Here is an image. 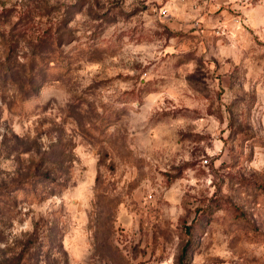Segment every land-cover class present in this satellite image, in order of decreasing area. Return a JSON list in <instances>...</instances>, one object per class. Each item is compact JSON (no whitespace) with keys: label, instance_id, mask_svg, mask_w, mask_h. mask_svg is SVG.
Wrapping results in <instances>:
<instances>
[{"label":"rangeland","instance_id":"1","mask_svg":"<svg viewBox=\"0 0 264 264\" xmlns=\"http://www.w3.org/2000/svg\"><path fill=\"white\" fill-rule=\"evenodd\" d=\"M0 264H264V0H0Z\"/></svg>","mask_w":264,"mask_h":264},{"label":"trees","instance_id":"2","mask_svg":"<svg viewBox=\"0 0 264 264\" xmlns=\"http://www.w3.org/2000/svg\"><path fill=\"white\" fill-rule=\"evenodd\" d=\"M187 249V246H185L182 250V253H181V257H183L185 255V250Z\"/></svg>","mask_w":264,"mask_h":264}]
</instances>
